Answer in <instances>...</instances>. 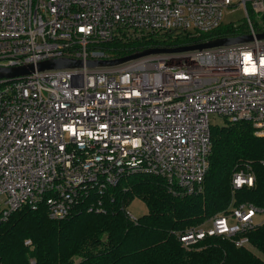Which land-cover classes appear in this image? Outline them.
I'll return each mask as SVG.
<instances>
[{
    "label": "built area",
    "instance_id": "1",
    "mask_svg": "<svg viewBox=\"0 0 264 264\" xmlns=\"http://www.w3.org/2000/svg\"><path fill=\"white\" fill-rule=\"evenodd\" d=\"M235 7L245 11L250 42L85 67L114 60L104 46L117 37L209 33ZM250 15H264V0H0V68H35L0 79V223L40 205L56 220L81 205L104 212L98 196L132 174L202 193L210 115L248 122L264 137V39ZM63 59L84 66L36 70ZM253 183L244 170L231 182L233 190ZM257 215L264 210L232 203L178 238L187 249L209 236L247 247Z\"/></svg>",
    "mask_w": 264,
    "mask_h": 264
},
{
    "label": "trees",
    "instance_id": "2",
    "mask_svg": "<svg viewBox=\"0 0 264 264\" xmlns=\"http://www.w3.org/2000/svg\"><path fill=\"white\" fill-rule=\"evenodd\" d=\"M253 28L264 32V15ZM247 32V25L243 30L220 25L209 33L130 34L104 48L109 57L118 59L146 49L194 46ZM210 135L202 193L179 194L161 177L132 174L98 196L104 212L81 205L56 220L44 205L21 208L0 223V264H264V221L247 233L250 248L236 247L222 236L205 237L188 249L179 241L185 231L232 203L264 210V137L256 136L248 122L228 119L211 127ZM240 170L253 174V186L233 190V174ZM134 198L145 203L147 214L132 221L126 208ZM27 240L30 246L25 245Z\"/></svg>",
    "mask_w": 264,
    "mask_h": 264
},
{
    "label": "water",
    "instance_id": "3",
    "mask_svg": "<svg viewBox=\"0 0 264 264\" xmlns=\"http://www.w3.org/2000/svg\"><path fill=\"white\" fill-rule=\"evenodd\" d=\"M255 38L258 40H263L264 32L258 33L255 36ZM252 40H253L252 36H240L235 38L216 39L205 43L197 44L194 46H183L172 49L151 48L142 51H137L132 55L121 57L114 60L88 62L85 63V67L86 68L116 67L149 55L179 53V52H188L194 50L202 51L217 47L238 45V44L250 42ZM83 66L84 65L81 61H71V60L63 59V60L42 62L37 65L36 70L50 71V70H59V69H80ZM34 70L35 68L33 66L19 67V68H0V79H6V78L9 79V78H15V77L27 75L33 72Z\"/></svg>",
    "mask_w": 264,
    "mask_h": 264
},
{
    "label": "rangeland",
    "instance_id": "4",
    "mask_svg": "<svg viewBox=\"0 0 264 264\" xmlns=\"http://www.w3.org/2000/svg\"><path fill=\"white\" fill-rule=\"evenodd\" d=\"M259 18L260 17L254 18L253 15H250V19L252 20V25H254V23H256L257 21L259 22ZM246 21H247V17H246L244 9L242 7L228 8V9H225L224 12H223L221 26H222L223 29L233 26V27H235V28H237L239 30H243L246 27ZM209 123H210L211 127H213V128L220 127V126L224 125L225 119H224V117H221V116L213 114V115L209 116ZM126 211H127L128 215H130V216H132L134 218H140V217L144 216L145 214H147V207H146L145 203L141 199L134 198L128 204V206L126 208ZM255 220L257 222L261 223V222L264 221V216L263 215H257ZM207 223H208V221H204L203 223H201L197 227L203 226V225H205ZM197 227H195V228H197ZM191 229H193V228H191ZM222 237H224V236H222ZM229 240L232 241L231 239H229ZM194 245L190 246V248H192ZM246 248H250V245L247 246ZM255 253L258 254L257 252H255ZM262 258L264 259V257H262Z\"/></svg>",
    "mask_w": 264,
    "mask_h": 264
}]
</instances>
